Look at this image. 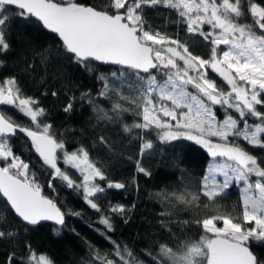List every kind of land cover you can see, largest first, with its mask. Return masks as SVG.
<instances>
[{
	"label": "snow or ice",
	"instance_id": "1",
	"mask_svg": "<svg viewBox=\"0 0 264 264\" xmlns=\"http://www.w3.org/2000/svg\"><path fill=\"white\" fill-rule=\"evenodd\" d=\"M149 11L174 15L189 39L149 24ZM14 19L35 22L55 34L58 51L87 71L94 62L119 66L111 83L99 76L102 89L95 95L82 93L79 101L91 107L97 124L120 127L126 139L135 141L139 157L155 150L157 142L187 140L207 151L210 162L199 182L182 173L183 191L155 193L154 198L168 208L159 219L174 246L158 244L155 255L146 253L150 264H264V255L253 249L254 244L264 245V159L243 146L264 150V0H104L101 6L79 0H0V53L10 49L6 30ZM247 19L251 23H245ZM195 43L203 45L206 55L192 50ZM50 55L46 50L35 52L41 64ZM27 70L35 71V65L27 63ZM110 90L135 107L133 123L124 121L128 109L120 103L111 104L110 110L100 106ZM76 102V96L70 97L63 111L72 112ZM0 106L15 109L30 122L23 126L0 110V243L12 245L2 264H56L22 239L21 229L10 226L4 213L14 216L24 232L52 222L55 233L63 231L69 216L81 215L62 210L58 197L44 193L30 162L14 149L11 141L18 134L48 172V189L56 192L59 180L100 214L109 251L88 244L79 264H143L133 248L111 236L115 216L126 215L125 205H110L105 211L97 202L107 190L127 185L109 179L83 145L70 151L64 134L46 122V109L37 98L24 94L17 77L0 80ZM99 142L108 144L104 136ZM68 168L78 173V180ZM136 172L151 176L139 158ZM233 187L240 195L236 215L217 209L183 220L179 227L190 228L194 222L203 235L194 241L173 240V211L199 213L201 205L204 209L217 205Z\"/></svg>",
	"mask_w": 264,
	"mask_h": 264
},
{
	"label": "trees",
	"instance_id": "2",
	"mask_svg": "<svg viewBox=\"0 0 264 264\" xmlns=\"http://www.w3.org/2000/svg\"><path fill=\"white\" fill-rule=\"evenodd\" d=\"M79 2L101 6L104 0H79ZM146 19L156 28L167 30L169 35L178 36L181 40L189 39L178 28L174 15L149 11ZM244 22L251 23V20L247 19ZM6 38L10 49L6 53H0V61L3 62L0 64V80L9 76L17 77L24 94L37 98L41 106L46 109V122L53 124L55 130L64 134L70 151L83 145L88 150L90 159L105 171L109 179L127 185L126 189L107 190L97 198V202L105 211H109L110 205H125L126 215H117L114 218L115 230L111 233L112 239L130 246L143 264H150L146 253L152 252L155 255L158 244L167 242L170 246H174L169 241L167 228H161L159 219L161 211H167L168 208L164 202L154 198L155 193L169 188L178 192L183 191L179 185L182 173L193 182H199L210 162L207 151L187 140L169 144L157 142L155 150L139 157L135 141L126 139L127 134L116 125L97 124L91 107L87 102L79 101L82 93L91 91L95 95L102 89L99 76L107 77L111 83L114 79L111 76L112 72H118L120 68L103 67L92 63L89 65L92 70L87 71L82 65L71 61L62 51H58L60 47L58 38L35 22L14 19L6 30ZM202 46L195 43L192 45V50L193 47H197L199 50L194 49V52L206 55L201 49ZM37 50H46L51 54L46 63H39L38 58L35 57ZM27 63L34 64L35 71L29 72ZM53 91L58 93L56 97L51 95ZM44 93L48 94L44 95ZM72 96L77 97V102L74 110L66 114L63 107ZM113 103H120L122 107L127 108L124 121L128 124L133 123L135 107H130L116 92L110 90L108 98H101L100 106L110 110ZM1 110L21 125L30 126L29 120L15 109L3 106ZM66 129L71 131L65 132ZM100 136L106 137L108 144H101ZM11 142L16 153L30 162L44 193L58 197V205L62 210L77 211L81 215L69 216L67 226L60 233H55L54 226L50 224L29 227L28 231L24 232L23 226L14 216L4 213L9 225L19 227L22 231V239L31 243L38 254L44 253L52 257L56 264H79L85 256L88 244L102 251H109V245L101 235L104 226L99 223L100 214L87 207L78 192L68 189L59 180L55 181L56 192L48 189V172L42 168L39 159L30 150L23 134H18ZM243 146L259 159H264V150L247 144ZM130 156L131 160L128 159ZM137 158L151 172L150 177L136 172ZM60 166L65 169L62 162ZM67 171L74 180L79 179L74 170L67 169ZM239 207L240 195L237 188L233 187L229 190V195L217 205L208 209H204L201 205L199 213L173 211V220L170 222L173 240L179 238L181 242H188L198 240L203 235L202 229L194 222L190 228L179 227L178 222L210 215L217 209L221 213L231 211L236 215ZM165 223L169 224L167 221ZM11 247L8 242L0 243V264ZM253 249L258 256L264 255V245L254 244Z\"/></svg>",
	"mask_w": 264,
	"mask_h": 264
},
{
	"label": "water",
	"instance_id": "3",
	"mask_svg": "<svg viewBox=\"0 0 264 264\" xmlns=\"http://www.w3.org/2000/svg\"><path fill=\"white\" fill-rule=\"evenodd\" d=\"M47 31V30H46ZM48 33H50V34H52V35H54V36H56L55 34H53V33H51L50 31H47ZM94 63H96V64H98V65H100V66H103V67H117V68H119V66H115V65H108V64H102V63H99V62H94ZM2 107L3 106H0V110L2 109ZM42 224H50V225H53V223L52 222H42ZM54 226V225H53ZM37 227V226H36ZM32 228V227H31Z\"/></svg>",
	"mask_w": 264,
	"mask_h": 264
},
{
	"label": "rangeland",
	"instance_id": "4",
	"mask_svg": "<svg viewBox=\"0 0 264 264\" xmlns=\"http://www.w3.org/2000/svg\"><path fill=\"white\" fill-rule=\"evenodd\" d=\"M193 48H194L195 50H199V48H197V47H193ZM194 49H193V50H194ZM201 49L204 50L205 53H207V50H206L203 46H202ZM212 78H213V79H216L217 83L220 84L221 87L224 86L223 83H222V81L219 80V78H217V77H215V76H213ZM62 164H63V163H62ZM63 166L66 167L64 164H63ZM68 169H71V168H68ZM72 170H74V169H72ZM74 171H75V170H74ZM68 172H69V171H68ZM75 172H76V171H75ZM69 174H71V173L69 172ZM77 174H78V173H77ZM71 176H72V175H71Z\"/></svg>",
	"mask_w": 264,
	"mask_h": 264
},
{
	"label": "built area",
	"instance_id": "5",
	"mask_svg": "<svg viewBox=\"0 0 264 264\" xmlns=\"http://www.w3.org/2000/svg\"><path fill=\"white\" fill-rule=\"evenodd\" d=\"M19 155V154H18ZM22 157V156H21ZM23 158V157H22Z\"/></svg>",
	"mask_w": 264,
	"mask_h": 264
}]
</instances>
